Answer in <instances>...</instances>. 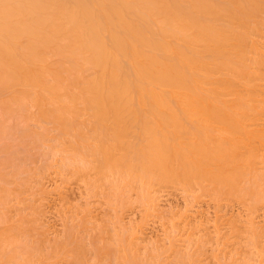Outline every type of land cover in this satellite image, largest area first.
Listing matches in <instances>:
<instances>
[{
  "label": "bare ground",
  "instance_id": "obj_1",
  "mask_svg": "<svg viewBox=\"0 0 264 264\" xmlns=\"http://www.w3.org/2000/svg\"><path fill=\"white\" fill-rule=\"evenodd\" d=\"M0 114V126H7L0 128V139H13L12 146L0 140L2 153L27 145L19 142L20 129L33 131L36 144L42 138L46 144L43 152V143L37 145L42 147L37 166L32 157L33 166L22 159L27 163L22 168L18 157L10 160L18 166L7 170L14 152L5 153V163L4 153L0 159L5 168H0V264H203V257L216 248L207 249L216 240L212 238H218L219 246L222 240L234 241L222 230L226 226L240 240L243 236L248 248L242 243V251L241 245H230V251L222 245L230 256L242 252L238 257L235 252L237 259L225 252L224 261L264 264V221L258 222L257 214L264 206V0H0ZM50 123L58 133L49 130ZM90 166L112 172L110 184L104 179L96 186L93 173L92 183L101 186L94 189L102 190L108 206L114 198L113 213L111 206L108 215L103 211V218H95L98 210L88 198L79 202H85L83 207L77 201L70 206L69 195H62L64 227L57 236L55 228L48 232L52 218L44 223L45 204L55 188L46 186L50 194L44 179L55 186L73 176L81 184L88 179L79 188L87 190L93 186ZM54 168L58 175L53 178L60 183L46 176H53L49 172ZM157 186L181 189L187 200L183 208L175 212L176 206H170L167 216ZM203 198L216 206L215 225L210 219L215 233L207 231L212 230L209 223L204 232L197 219L199 213L205 216ZM196 199L202 201L200 212L184 208ZM234 201L243 205L245 216H235L236 211L230 218L222 209L223 202ZM134 202L148 207L146 217L140 215L142 233L133 226L139 222H128L133 229L123 225L121 215ZM151 216L167 233H157V240L152 234L147 243L146 236L137 234H149L143 223ZM204 216L203 223L211 215ZM162 235H167L168 247L166 238L160 244Z\"/></svg>",
  "mask_w": 264,
  "mask_h": 264
},
{
  "label": "rangeland",
  "instance_id": "obj_2",
  "mask_svg": "<svg viewBox=\"0 0 264 264\" xmlns=\"http://www.w3.org/2000/svg\"><path fill=\"white\" fill-rule=\"evenodd\" d=\"M0 116H1V114H0ZM6 117H7V116H6ZM6 117H5V118H6ZM2 118H3V117H2ZM2 118H1V119H2ZM16 119H17V118H16ZM2 120H4V119H2ZM4 121H5V120H4ZM12 121L14 122V119H12ZM12 121H11V122H12ZM32 123H33V121H32ZM8 124H11V123H8ZM13 124H14V123H13ZM15 124H16V121H15ZM19 124H20V123H19ZM44 124H47V123H44ZM44 124L42 125V124L40 123L39 125H40V126L42 125L43 128L45 127V128L48 129V128H49V126H48L49 123L47 124L48 127L45 126ZM50 124H51L52 126L50 125V129H49V130L52 131V129H53L54 134H55L56 132L58 133V131H57V129H56V125H53L52 123H50ZM2 125H3V124H2ZM6 125H7V124H6ZM20 125H21V124H20ZM22 125H24V123H23ZM8 126H9V125H8ZM11 126H12V125H11ZM26 126H27V125H26ZM53 126H55V127L53 128ZM1 127H2V128H5V127L7 128V126H5V127L0 126V128H1ZM17 127H18V126H17ZM20 127H21V126H20ZM42 127H41V128H42ZM51 127H52V129H51ZM2 128H1V129H2ZM13 128H14V127H13ZM30 128H31V127H30ZM33 128H34V127H32L31 129H33ZM1 129H0V130H1ZM18 129H19V127L16 129V131H18ZM34 129H38V127H35ZM55 129H56V131H55ZM3 130H4V129H3ZM3 130H2L1 132H3ZM5 130H6V129H5ZM9 130H10V128L8 129V131H9ZM21 130H22V129H20V131H18V132H20L21 134L23 133L22 135H21L20 133H18V132H16V133H18L19 137H18L16 134H14V135H16V136L20 139V140H19V139L16 137L17 140H19V142H23V141H24V144H27V145H25V146H27V147L25 148V149H26V152L24 153L25 149L23 148V146H24L23 143L20 144L19 142H18V143H19V145H21V148H20L17 144H16V145H17L20 149H19L18 147L15 146V149H16V150H15V149H13V150L10 149V150H9V152L12 151V152H14V154H13L12 152H10V154L12 153V154L10 155V154L8 153V150H7V149L5 150V151L7 152V153H6V152H5V153H6L7 155L12 156V158L9 157V156H7V155L4 153V151H3V153H4V155H5V161H4V163L7 161V160H6V157H7V158L9 157V159H8V161H7V162H9V163H6V166H7V167H10V168H8L7 170H9V169L11 170V167H12V166H13L12 168H16L15 165H17V164L19 165L20 162H21V164H22V166L20 165V167L23 168V162H24L25 160H26V162H28V164H29V163H31V161H32L33 159H35V161L33 160L35 163H37L35 166H37V165H39V163H41V162L39 161V158H40L39 156L41 155V153L44 151V149H45V147H46V144L43 143V142H45V138H42L43 136L41 137V136L39 135V137L42 138V139H44V140H42V142L40 141V143L38 142V143H39V145H38V143L36 144V141H35V140H37V138L34 139L35 136L33 135V136H34V137H33V136L31 135V134L33 133V131H31V133H28L29 135L32 136V137H31V136H29L26 132H21ZM39 130H41V129L39 128ZM11 131H12V129H11ZM6 132H7V130H6ZM14 132H15V131H13V133H14ZM53 132H51V133H53ZM4 133H5V132H4ZM13 133H10V134L13 135ZM24 133H25V134H24ZM1 134H2V133H0V135H1ZM26 134H27L26 137H28L27 139H26V137L24 136V135H26ZM7 135H9V132H8V134H6V136H7ZM2 136H3V134H2ZM21 136H22V137H21ZM23 136L25 137V140H26L27 142H26L24 139H22ZM36 136H37V135H36ZM0 137H1V136H0ZM7 137H10L12 141H11V140L6 141L7 138H6L5 136H4V138H5L6 140H2L3 137H2L0 140L3 141L4 143H6V142H7V143H8V142H9V143L13 142V139H12V137H11L10 135L7 136ZM39 137H38V138H39ZM13 138H14V137H13ZM16 138H14V140H15ZM30 138H31V139H30ZM32 139H34V140H32ZM21 140H22V141H21ZM31 140H32V141H31ZM40 140H41V139H40ZM1 141H0V143H1ZM15 141H16V140H15ZM28 141H30V142L28 143ZM38 141H39V139H38ZM32 142H35V143L32 144ZM47 142H48V141H47ZM47 142H46V143H47ZM4 143H2V144H4ZM16 143H17V141H16ZM41 143H43V145H44L43 150L41 149L42 152H41V150H40V148H42V147H39V148L37 149V145H38V146H41V145H42ZM30 144H31V146H33V147L28 146V145H30ZM35 144H36V146H35ZM0 145H1V144H0ZM5 145H6V144H5ZM12 145H13V144L11 143V146H12ZM14 145H15V143H14ZM22 145H23V146H22ZM2 146H3V145H1L0 148H1ZM8 146H9V144H8ZM25 146H24V147H25ZM34 146H35V148H36L37 150H39V152H37V150L34 148ZM9 147H10V146H9ZM9 147H8V148H9ZM6 148H7V147H6ZM13 148H14V147H13ZM33 148H34L33 151H35L36 153H39V154L37 155L38 157H37L36 155L34 156V154H36V153H34L33 151L29 150V149H33ZM4 149H5V146H4L3 149H2V148L0 149V150H1V151H0V152H1V153H0V155H1L0 159L2 158V160H4V156H3V153H2V150H4ZM21 149H24V150H23L24 155H23ZM27 149H28V150H27ZM18 150H19L18 153H22V155H20V154H17V155H16V154H15V152L17 153ZM20 151H21V152H20ZM27 152H28L29 154H27ZM32 152H33V154H32ZM25 154H26V155H25ZM19 155H20V156H19ZM28 155H29V157H30V160H29ZM31 155H32V156H31ZM13 156H14V157H13ZM16 156H17V157H16ZM21 156H23V157H21ZM18 157L20 158V160H18V162H16L17 164L12 165L13 162L16 161V160H13L12 163H11L10 160L13 159V158H14V159H17ZM24 157H25V158H24ZM26 157H28V158H26ZM32 157H33V159H31ZM35 157H36V158H35ZM37 158H38V159H37ZM22 159H24V161H23ZM88 159H89V157H88ZM27 160H29V161H27ZM33 161H32V162H33ZM37 161H38L39 163H38ZM34 162L31 163L32 166H33ZM1 163H3V162H1ZM24 163H25V162H24ZM7 164H9V165L11 164V166H9V165H7ZM0 165H2V164H0ZM18 165H17V166H18ZM25 165H27V163H25L24 166H25ZM31 165L29 164V165H27V166H31ZM6 166H4V167H6ZM14 166H15V167H14ZM7 167H6V168H7ZM90 167H91V166H90ZM0 168L2 169L3 167H0ZM91 168H92V167H91ZM91 168H90V169H91ZM3 169H5V168H3ZM92 169H93V170H92ZM92 169L90 170V171H92L91 174H90L91 176H92V173H93L94 176H96V177L98 178L99 173H100V177L98 178V180H97V178H95L94 176L90 177V179H91V182H90V183H91V184H89V186H90V185H93V186H92L93 188L90 186V188H92V189L94 190V192L92 191V189H91V191H90L91 194H92V192H93V195H91V194H86V193H87V190H88V193H89L90 188L86 190V188H87V187H86V188H85L86 191L84 190V188H83L82 190H81V189L79 190V188H82L83 186L85 187L86 183L89 181L88 179H87L86 183L81 184V182H80L81 180L79 179V181H78V178H77L76 176H73V178H74V177H76V178H74V179H73V178H70V179H72V180H69L68 183L66 182V183L68 184V185H67V184L64 183V181H62V178H61V179L59 178V179L62 181V186H66V185H67V189H66L65 187H62L60 184H58V186H57V184H56V186L59 187V188H60V186H61L62 189H60V190H59L58 188H56L55 183H54L53 181H50V180L48 181L47 179H44V180H45V181H44V184H45L44 186H45V187H46V186H48V187L50 186L49 188H51L52 185H54L53 188H55V190L52 189V190H53V191H52V195H53V196L49 195V193H48V195H49L48 198L50 199V200H49V199H48V200H49L50 202L47 200L49 203H47V202H46V203H47L49 206L46 205V204H45V206H46L49 210H48L46 207H44L45 209H47L46 211L44 210V211H45L44 214H45L46 212H48V214L46 213L48 217L45 218L46 215H44V217H43V218H44V223L46 222L45 219H49L50 217L52 218V219H49V222H48V220H47V222L49 223V225H50V222H51V226H50V228H51V227H52V228H51V229L49 228V225H48L47 222H46V224L48 225V227L45 225V226L47 227L46 229H48V232L50 231V233H51V230H52L53 228H55V229L52 230V232L54 231V233H52V234H55V235H56V232H57V235H58V234H59L58 232H62V229H63V227H64L63 225L65 224V223L63 222V221L65 220V219H63V217H64L65 214L62 215L63 212H61V211H63V210H62V209H59V208H60V207L62 208V206H63L64 203H65V202H64V197H66L65 195H69V197H70V198H69L68 196L66 197V198H68V201H70V203H69L70 206L72 205V203L75 204L76 201H77L78 203L81 202V201H85V202H86V201H88V199H89V202H92V203H91V206L93 205V206H92V207H93V210L96 209L95 212H97V210H98V212L96 213V216L94 215L95 218H98V219L103 218L104 216L101 217V216H102V213H101V212H103V211H105V214H106V212L109 213V212H111V211H112L111 213H113V211H114V207H113V206H115V202L112 201V199L114 200V198H112L111 201H110L111 203L113 202V204L111 205V206L113 207V209H112V208H109V207H111L110 205L108 206V205L106 204V202H107L106 199H103V198H105V197H104V194L101 192L102 190L99 191L100 189H94V188H99V187H101V186H99L100 184L98 185L99 187H95V186H94V184L97 186L96 181H98V183H99V181L101 180V181H103V182H100V183L103 184V183H104V179H105V183H106V181H108V179H109V181L107 182V184H108V183L110 182V178H111V177H110V178H108V177L112 175V172H109V173H108V171L105 169L107 172L103 174V171H102V172H99V171L97 172V170H95L94 167H93ZM52 170H53V171H52ZM52 170H51V172H49L50 174H52V173L54 172V170H56V169L54 168V169H52ZM56 171H57V170H56ZM56 171H55V173H53V176L51 175V176L49 177V174L46 175V176H47L49 179L52 180V179H54V178H53L54 175H56V176L58 175V173H56ZM93 171H95V173H94ZM109 171H110V170H109ZM96 172H97V173H96ZM107 173H108V174H107ZM95 174H97L98 176L95 175ZM102 174H103V175H102ZM106 174H107V175H106ZM60 175H61V174H60ZM105 176H107V177H106L107 180H106V178H103V177H105ZM60 177H61V176H60ZM66 177H67V176H66ZM69 177H71V176L69 175ZM45 178H46V177H45ZM55 178H56V177H55ZM57 178H58V177H57ZM92 178H93V179L95 178V179H94L95 182H94V180L92 181ZM113 178H114V177H112L111 179H113ZM76 179H77V180H76ZM55 180H57V181H55ZM47 181H48V182H47ZM54 181H55L56 183H60V181H59L58 179H54ZM58 181H59V182H58ZM76 181H78V182H76ZM111 181H112V180H111ZM113 181H114V180H113ZM115 181H116V179H115ZM49 182H51V183H49ZM52 182H53V183H52ZM92 182H94V184H93ZM63 183H64V185H63ZM88 183H89V182H88ZM88 183H87V185H88ZM50 184H51V185H50ZM109 184H110V183H109ZM59 185H60V186H59ZM78 185H79V186H78ZM48 187H46V189H47ZM161 187H163L164 189L162 190V188H160V187H158V186L156 187V190L159 188V189L156 191V194H157L158 197L161 196V197H160L161 199L163 198L162 200L159 198V200H161L162 203H163V201H165V202H164L165 205H164V204H161L160 206H162V207L164 206V207H165V208H164V207H163V208H164V210H166V212H167V216L169 215V213L172 212V210L176 212V211H178V207L183 208L181 205H183L184 202L186 203L187 200H184L186 197H184V192H183L181 189H179V188L177 189V187H173V186H168V187H166V186H161ZM171 187H173V188H171ZM49 188H48L47 190H48V192L50 191V194H51V189H49ZM70 188H71V189L73 188V191H72ZM165 188H168V190H166ZM56 189H57V191H59V193L62 192L61 195H60V197H59V193H58V195H57V191H56ZM75 189H76L77 191H76ZM160 189H161L163 192H162ZM170 189H171V190H170ZM96 190L98 191V192H97L98 194L96 193ZM177 190H178V191H177ZM54 191H55V192H54ZM78 191H80V192H78ZM166 191H168V192H170V193H168V192H166ZM74 192H75V193H74ZM99 192H100V194L103 195V197H101L102 195H101V196H98V195H100ZM161 192H162V193H161ZM164 192H166V193H164ZM72 193H73V194H72ZM79 193H80L81 196H82L81 199L78 197V196L80 195ZM182 193H183V194H182ZM74 194H75V195H74ZM94 194H96L97 197H96ZM171 194H172V197H171ZM176 194H177V195H176ZM54 195H56V196H54ZM62 195H64V197H63ZM83 195H84V196H83ZM85 195H86V196H85ZM89 195H91V196L89 197ZM135 195H136L135 192H133L132 196L135 198V199L133 198L134 200H136V196H135ZM50 196H51V197H50ZM92 196H93V197H92ZM94 196H95V197H94ZM175 196H176L177 198H176ZM181 196H182V197H181ZM75 197L78 198V199H75ZM99 197H101V198H99ZM60 198H62L63 200H61ZM87 198H88V199H87ZM51 199H52V200H51ZM69 199H70V200H69ZM71 199H74V200H73L74 202H73ZM79 199H80V200H79ZM84 199H86V200H84ZM97 199H98L99 201H98ZM157 199H158V198H157ZM175 199H176V200H175ZM179 199H180L181 201H179ZM58 200H59V201L61 200L62 202H61V201L59 202ZM78 200H79V201H78ZM104 200H105V202H104ZM159 200H158L157 202H158V203H161ZM168 200H169V201H168ZM177 200H178L179 202H178ZM190 200H191V199H190ZM198 200H199V199H196V200L192 201V202L197 201V202L194 203L195 205H194L193 203L191 204V201H188L190 205H188V202H187L186 207H184V208L186 209L187 207L190 206V208L193 209V208L195 207V208H196V212L198 213V210H197V209H199V212H200V210H201L202 207L204 206L205 208H204V207H203V208H204L205 210H207V211H206V213H205V210L202 209L203 211L201 210V213L203 212L202 214H205V216H204V215H203V216H204V217L207 216L208 218H209V216L211 215L210 218H209V220H206L207 222L204 221V223H203V219L205 220V219H207V218H203V219H202L201 217H203V216H199L200 213L197 215V216H198L197 219L199 220V217H200V220L202 221V225L204 224V226H205V223H209V226H208V225H206V226H207V227H210V226L212 225V224L210 225V221L212 220L211 218H213V221H211V222H213L214 225H215V221L217 220V218H215V217H217V215H216L217 213H216V210H213V209H215V207H216V206L214 205L213 200L211 201V199H210V201H209L210 205H209V203L207 204L209 198H208V199H205L207 202H206V201L204 200V198H203L202 201L204 200V203L201 205L202 207H200V205H199V204L202 203V201L200 200L201 203H199ZM65 201H66V200H65ZM68 201H67V202H68ZM97 201H98L99 203H98ZM170 201H171V202H170ZM175 201H176V202H175ZM57 202H58L59 204H58ZM85 202H83L84 205H85ZM181 202H183V203H181ZM212 202H213V203H212ZM62 203H63V204H62ZM78 203H77V204H78ZM83 203H82V204H83ZM101 203H102V204H101ZM104 203H105L106 205H105ZM134 203H135V202H134ZM141 203H142V202H141ZM198 203H199V204H198ZM223 203H224V205H223ZM223 203H222V206H223L222 209H227L226 212H227V213L229 212V213H228V216H230V215H233V216H234V213H237V212H239V213H237V215H235V216H240V215H238V214H240V213H241V215H243V216H245V215L247 214V212H245V211H246L245 208H244V209H241V208L243 207V205H242V207H241L240 202H238V201H234V202H231V203L227 202L228 204H227V203L225 204V202H223ZM232 203H233L236 207H234V205H233ZM56 204H57V205H56ZM77 204H76V205H77ZM80 204H81V203H79L78 205H80ZM176 204H177L178 206H177ZM196 204H197V205H196ZM229 204H230V206H229ZM55 205H56V206H55ZM84 205H83V206H84ZM96 205H97V206H96ZM98 205H99V206H98ZM101 205H103V207H102ZM131 205H132L134 208H133ZM131 205H130V207H131V208H130L131 211H130V209H128V208L126 207L125 209H128V210H126L127 212L124 211V212L126 213V216H125V213H124V212H123L122 215H121L122 218H123V216H124V218H125L124 220L126 221V222L124 221V222H123L124 224H123V223H122V224L125 225V226H129V225L131 224V222H136V223L139 222V223L136 224L137 226L134 225L135 223L133 224L134 228H138V229H139L140 225L142 224L143 218L146 217V214H147V212H148V207H145V206H146V203H142V205H145V206H143V207L146 208L145 210H147V211L144 210V211H145L144 214H139V213H143V211H141V210L144 209L143 207L139 206L140 203L137 202V204L135 203V205H133V204H131ZM166 205H169V206L166 207ZM173 205H174V207L176 206V209H177V210H176L175 208H174L175 210L172 208ZM179 205H180V206H179ZM184 205H185V204H184ZM192 205H193V207H192ZM198 205H199V206H198ZM211 205H212V206H211ZM213 205H214L215 207H214ZM226 205L229 206V207H227ZM232 205H233V206H232ZM238 205H239V206H238ZM54 206H55V207H54ZM83 206L80 205V207H83ZM94 206H95V207H94ZM106 206H108V208H107ZM147 206H148V205H147ZM170 206H171V207H170ZM196 206H197V207H196ZM78 207H79V206H78ZM101 207H102L103 209L106 208V209H109V210H106V209L103 210ZM128 207H129V206H128ZM136 207H137L138 209H137ZM139 207H140V208H139ZM162 207H161V208H162ZM169 207L172 208V210H171ZM199 207H200V208H199ZM238 207H239L240 209H239ZM262 207H263V208H262ZM94 208H95V209H94ZM132 208H133L134 210H133ZM142 208H143V209H142ZM159 208H160V207H159ZM163 208H162V209H163ZM168 208H169V209H168ZM181 208H179V211H181V210H180ZM206 208H208V209L211 211L212 214L210 213V211H209V213H208V209H206ZM230 208H231V209H230ZM233 208H234V209H233ZM237 208H238V209H237ZM259 208H260V207H259ZM259 208H258V210H257V211H258L257 214H258L259 216H258V215H254V217H255V216H256V217L258 216V218L261 219V221H260L259 219L256 218V219H255L256 222H257L258 220H259L258 222H262V221H264V219L262 218V216H264V215H263V211H262V210H264V206H261V208H260L262 212L260 211ZM110 209H112V210L110 211ZM136 209H137V210H136ZM162 209H161V210H162ZM222 209H221V211L223 212L224 210H222ZM232 209H233V211H232ZM55 210H56V211H55ZM59 210H60V211H59ZM67 210H68V209H67ZM99 210H100V211H99ZM159 210H160V209H159ZM161 210H160V211H161ZM183 210H184V209H183ZM238 210H239V211H238ZM129 211H130L131 214L134 213L135 216H133V217H135L134 219H137V218H138L137 221H136V220L134 221V219H133V221H129V220H127L128 218L130 219V217L133 218L132 216H128V215H127V214L131 215V214L129 213ZM132 211H133V213H132ZM213 211H215V212H213ZM231 211H232V212H231ZM236 211H237V212H236ZM259 211H260V212H259ZM58 212H59V213H58ZM138 212H139V213H138ZM162 212H163V210H162ZM191 212H194V213H195V209H194L193 211L191 210ZM226 212H225V215H226L225 217L227 218V213H226ZM233 212H234V213H233ZM64 213H65V212H64ZM108 213H107L106 215H108ZM135 213H136V214H135ZM213 213H214V214H213ZM230 213H231V214H230ZM242 213H243V214H242ZM59 214H60V215H59ZM94 214H95V213H94ZM105 214H104V215H105ZM123 214H124V215H123ZM206 214H208L209 216L206 215ZM223 214H224V213H223ZM229 214H230V215H229ZM254 214H256V213H254ZM49 215H50V216H49ZM106 215H105V216H106ZM140 215H143L144 217H143V216H140ZM160 215H161V213H160ZM162 215H165V218H167V219L169 218V217H166V213H165V214L162 213ZM212 215H213V217H212ZM260 215H261V218H260ZM112 216H113V214L110 215V217H112ZM157 216L159 217V213L156 215V217H157ZM169 216H170V215H169ZM214 216H215V217H214ZM243 216H241V217L244 219ZM247 216H248V215H247ZM151 217H153V218H151ZM151 217L148 218V220H149L148 223H146L147 220L145 221L146 225H148V226L151 225L150 227L144 225V223H143V227H144L143 229L147 228V229L149 230V232H148L149 234H148V235H147V234H146V235H143V234L140 235L139 233L137 234V235H139V236H144V237L146 236V240H147V241H148V239L153 238L152 236H154V238L157 237V236H156L157 233H159V235H161V233H163V232H166V233H167L166 227H165V231H163V229H164V225H163L162 223H161V224L163 225V227H162V225L160 226V223H159L160 220L157 219L158 217H157V218H156L155 216H151ZM193 217L195 218V216H193ZM231 217H232V216H230V218H231ZM59 218H60V219H59ZM64 218H65V217H64ZM122 218H121V219H122ZM139 218L142 219V220L140 221ZM194 218H193V219H194ZM228 218H229V217H228ZM228 218H227V219H228ZM61 219H62V220H61ZM150 219H151V221L154 222V223H152V222L150 221ZM159 219H161V218L159 217ZM195 219H196V218H195ZM210 219H211V220H210ZM130 220H132V219H130ZM155 220H156V222H155ZM244 220H245V219H244ZM246 220H247V222H248L247 217H246ZM61 221H62V222H61ZM161 221H162V219H161ZM208 221H209V222H208ZM59 222H60V223H59ZM128 222H129L130 224H129ZM241 222H242L241 224H243V225H245V223H247V222H243V220H242ZM258 222H257V223H258ZM63 223H64V224H63ZM125 223H126V224H125ZM127 223H128V224H127ZM262 223L264 224V222H262ZM55 224H56V225H55ZM62 224H63V225H62ZM258 224H259V223H258ZM59 225H61V226H59ZM131 225H132V224H131ZM131 225H130V227H132ZM153 225H154V226H153ZM259 225H262V224L260 223ZM54 226H55V227H54ZM121 226H122V225H121ZM135 226H136V227H135ZM138 226H139V227H138ZM141 226H142V225H141ZM145 226H146V227H145ZM206 226H205V231H204V232L207 233V231H209V232H210V231H213V232L215 233V231H216L215 228H216V227L214 228V226L212 225V228H210V229H212V230H208ZM58 227H60V228H58ZM61 227H62V228H61ZM151 227H152L153 229H152ZM154 227H156V228H154ZM160 227H161V228H160ZM226 227H228V226H226ZM226 227H224L225 229L223 228L222 230L225 231V234H226V233L228 234V235H227V238H228L229 240H230V238L232 237V241H233V240H234V241H233V242L230 241L231 243H230V242L227 243V240H225L226 242H224V240H222V241H221L222 244L220 243V246H219V240H218V238H212L213 235L210 237V235L213 234V233H212V232H211V233L208 232V233L210 234L208 238H209V239L212 238V240L216 239V240H215L216 244H215L214 241H211L210 243H207V246H208V247H210L209 245H211V247H210V248L207 247V249H208V251H209L210 249L212 250V247L214 248V246H215L216 248H214V249L212 250V252H210V251L208 252V251H207V252H208V253H207L208 256L206 255V258H205V256H204V257H203L204 259H202V261L204 260L203 264H205V262H206L207 264H217V263H220V264L223 263V264H224V262H226V261H227V262L229 261L228 263H229V264H232V263H230V260H228V258L225 259V261H224L225 252H226L227 256H230V254H231V253H230V254L228 255L229 251H228V253H227V249H228V250L230 249V251H231L232 249H234V246L236 245V246H235V247H236L235 249H240V248H241L239 251H242V247H244V245L242 246V243L245 244V242H241V241H242V240L245 241L246 239H243V236H242V237H241V240H240V239H239L240 236H239V235L237 236V235L234 234V233H231V234H232V235H231V234H230V231H229L230 228L228 229V228H226ZM128 228H129V227H128ZM140 228H141V227H140ZM157 228H158V229H157ZM162 228H163V229H162ZM201 228H203V227H201ZM49 229H50V230H49ZM130 229H131V228H130ZM132 229H133V227H132ZM132 229L130 230L131 232L133 231ZM138 229H134V230H136V232H137ZM147 229H145V231H148ZM150 229H152V230H150ZM203 229H204V228H203ZM203 229H202V232H203ZM206 229H207V231H206ZM214 229H215V230H214ZM57 230H58V231H57ZM157 230H158L159 232H158ZM138 231L140 232V229H139ZM162 231H163V232H162ZM151 232H152V233H151ZM154 232H155V233H154ZM204 232L201 233V234H203V235H205V236L207 237L208 235H207L206 233L204 234ZM216 232H217V231H216ZM50 233H49V234H50ZM140 233H142V231H141ZM143 233L145 234L146 232H144V230H143ZM221 233H224V232H221ZM60 234H62V233H60ZM152 234H153V235H152ZM229 234H230V235H229ZM57 235H56V236H57ZM151 235H152V236H151ZM214 235H215V234H214ZM235 235H236V236H235ZM50 236H51L52 238L55 237V236L53 237L51 234H50ZM150 236H151V237H150ZM162 236H163V235H162ZM216 236L218 237V233H217L214 237H216ZM228 236H229L230 238H229ZM234 236H235V237H234ZM144 237H142V238L140 239L141 241H143V242L141 243L142 246L145 245V244H144V242H145V241H144ZM147 237H150V238L147 239ZM158 237H159V239L163 240L162 243L160 242V244H163V245H164L165 240H167V241H166V242H167V247L169 246V245H168V244H169L168 239L166 238L167 235H166V237L163 236L162 238H160V236H158ZM238 237H239V238H238ZM164 238H166V239L164 240ZM233 238H234V239H233ZM235 238H237V239H239V240H237V239H235ZM142 239H143V240H142ZM155 239H156V238H155ZM151 240H152V239H151ZM156 240H157V239H156ZM161 240H159V241H161ZM210 240H211V239H210ZM236 240L238 241V243H236ZM180 241H181V240H180ZM217 241H218V243H217ZM152 242H153V241H152ZM166 242H165V243H166ZM240 242H241V243H240ZM246 242L248 243V241H246ZM147 243H149V241H148ZM147 243H146V244H147ZM247 243H246V244H247ZM208 244H209V245H208ZM213 244H214V245H213ZM227 244H228V246H227ZM246 244H245V245H246ZM163 245H162V246H163ZM165 245H166V244H165ZM216 245H218V246H216ZM222 245H225V246L227 247V249H226L225 246H222ZM230 245H232V246H231L232 249L229 248ZM238 245H241V247L239 248ZM237 246H238V247H237ZM165 247H166V246H165ZM222 247H223V249H222ZM246 247L248 248V244H247ZM217 248H219V249L221 248V249H222V250L220 249L221 252L219 251V249H218V251H217V250H216ZM243 250H244V249H243ZM237 251H238V250H237ZM237 251H234V252H232V253H234V255H235V254H236L235 252H237ZM244 251H246V248H245ZM215 252H216V253H215ZM217 252H218V253H217ZM219 252H220V253H219ZM222 252H223V253H222ZM214 253L216 254L217 257H220V258H219L220 260H218L217 257L214 258V257L212 256V254L214 255ZM239 253L242 254V252H239ZM239 253L237 252V254H236L237 257L240 255ZM217 254H219L220 256H218ZM221 254H223V255H221ZM234 255H231L230 258L232 259V256H233L234 259H237ZM210 256H211V257H210ZM170 258H171V257H170ZM170 258H169V260L171 261ZM208 258H209L210 260H208ZM230 258H229V259H230ZM206 259H207V260H206ZM213 259H215L214 262H215L216 260H217V261L214 263V262H212ZM232 262H233V261H232ZM238 262H239V263H237V261H236L237 264H240V263H241L240 260H238ZM225 264H227V263H225Z\"/></svg>",
  "mask_w": 264,
  "mask_h": 264
}]
</instances>
